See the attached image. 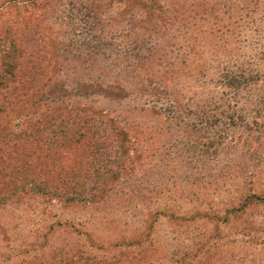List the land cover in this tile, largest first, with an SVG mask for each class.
Wrapping results in <instances>:
<instances>
[{
	"label": "rangeland",
	"instance_id": "obj_1",
	"mask_svg": "<svg viewBox=\"0 0 264 264\" xmlns=\"http://www.w3.org/2000/svg\"><path fill=\"white\" fill-rule=\"evenodd\" d=\"M2 2L20 8L0 16V70L18 34L48 67L13 121L59 135L76 121L71 109H88L97 133L70 167L113 178L76 202L45 195L23 164L22 180L0 193V264H264V204L244 203L264 193V0ZM245 81L257 83L253 95L232 99L248 108L219 117L194 107L218 97V83Z\"/></svg>",
	"mask_w": 264,
	"mask_h": 264
},
{
	"label": "trees",
	"instance_id": "obj_2",
	"mask_svg": "<svg viewBox=\"0 0 264 264\" xmlns=\"http://www.w3.org/2000/svg\"><path fill=\"white\" fill-rule=\"evenodd\" d=\"M35 1L36 0H24L21 5L23 8L33 7V2ZM18 4L19 3L14 2L0 3V16L4 13L17 12L16 10L20 8ZM6 30L3 24H0V42H2V40H7L4 36ZM18 35L16 38L14 37L12 42L8 43L6 47L7 52L4 54L6 58L10 55L13 56L9 61L11 66L8 67L9 65L7 64L3 65L0 70V193L3 194L4 197L9 191H12L13 187L22 180L20 178V173L24 171V166L28 163L30 170L26 178L34 177L35 182L41 187L40 191L45 195L52 194L53 196H58L59 199H63L67 193L69 194V192H71V194L79 195L78 200L77 198L71 197L70 201L79 202L80 200L84 203H88L91 200L93 201L99 194L104 192V186L108 180L111 181L113 173H95L82 176V174L79 173L81 169L72 170V167H70V160L72 159L71 152L87 144L89 140L93 139V135L96 136V131L90 132L89 130L92 128L90 121H96L94 117L88 115L87 112L89 110L85 108L71 109L69 114H67V120L74 116L76 121L74 123L71 122V125L67 124L64 132L59 135H54L52 130H48L46 131L48 135L42 136L41 132L32 128H30L27 133L21 130L24 122L13 121L17 117L18 109L22 108L23 105L30 100V97L33 96V82L35 81L33 79V74L43 75V72L48 69L47 66H40L41 61L38 58L39 55L43 53H41L40 50H35V47L33 48V39L31 36L27 39L28 42H22L18 39ZM9 50L10 52H8ZM202 84H197V87L201 88ZM253 84L257 83H248L247 81L240 83H218L217 88L222 90L220 95L218 97H213L216 95L211 96L209 93L207 95L210 97L207 96L201 100L198 99L194 107L201 111L204 109L205 112L206 110H210L209 112L219 117L228 111L235 112V110H238L240 112V109L236 108H248L251 101L245 100L241 106V104H238L237 101L232 98L239 97L242 91H248V95H253ZM213 86L214 88L216 87L215 84H213ZM225 89L230 91L229 94L231 96L224 94L223 91H225ZM172 109L175 108L173 107ZM213 116L214 115L211 117ZM103 118L107 117L101 113H98L96 116L97 121ZM100 125L106 126L107 123H100ZM11 127L16 131H9ZM99 129L100 128H98V130ZM99 133L104 135L103 140L107 145L109 142L111 144V142L116 139V136L109 128L103 127ZM62 138L66 139L69 144L67 145L66 142L62 141ZM97 139L102 140V137H95V140ZM96 154L99 153L96 152ZM99 156L102 155L99 154ZM109 156L115 160V163L120 166L121 169L124 167L122 155L120 153L114 151L112 156L111 154ZM33 160H36L38 165H42L44 169H48L46 171L33 173ZM104 162L109 165V162L106 160ZM97 164L100 168L101 165H99V162H97ZM54 166L59 167L61 172L53 176V173L51 172L50 174L49 172ZM103 167L107 168V164L106 167ZM253 199L264 204V193L261 195H247L244 203H249L253 201ZM237 211L238 209L230 208L229 211L224 214Z\"/></svg>",
	"mask_w": 264,
	"mask_h": 264
}]
</instances>
